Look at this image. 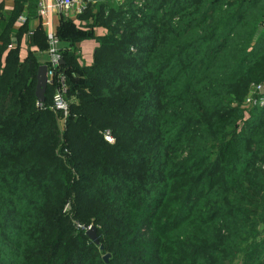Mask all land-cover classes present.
Listing matches in <instances>:
<instances>
[{
    "label": "trees",
    "instance_id": "obj_1",
    "mask_svg": "<svg viewBox=\"0 0 264 264\" xmlns=\"http://www.w3.org/2000/svg\"><path fill=\"white\" fill-rule=\"evenodd\" d=\"M84 1L55 32L97 41L60 52L66 115L18 55L45 28L0 6V264H264V0Z\"/></svg>",
    "mask_w": 264,
    "mask_h": 264
},
{
    "label": "crops",
    "instance_id": "obj_2",
    "mask_svg": "<svg viewBox=\"0 0 264 264\" xmlns=\"http://www.w3.org/2000/svg\"><path fill=\"white\" fill-rule=\"evenodd\" d=\"M48 4L51 6L49 10V16L52 22V31L54 33L56 32V29L59 26L60 21H61L60 19L61 16L65 15L61 11L59 7V2L57 0H26L24 10L22 11L20 15L24 16L25 20H27V27L30 31L35 29L39 23L42 24V21H43L42 16L39 15L38 10L42 5H48ZM0 6L2 7L4 14L7 16L13 9L14 2L13 0H0ZM65 16L69 17V19H72V21L75 23L76 26L79 25V19L76 18V15H73V16L65 15ZM19 17L20 16L16 18V21L13 25V29H18V27H20V25L23 23L22 21L18 20ZM45 31L47 32L46 28H45ZM92 31L94 35H102L105 32V30L102 27H94ZM28 41L29 40H28L27 34H21V41H20L19 52H18L20 60L25 59V57L27 56L26 55L27 51L29 49L35 52V54L37 55L38 61H40V64L46 63L47 59L49 58L47 50L37 51L34 46H30L28 44ZM74 46L77 49L78 54H80V59H81L80 62L87 64V65L90 64L93 58V50L97 46L96 39L94 38L85 39L71 46L68 41L59 39L58 37L56 48L60 52L64 50L71 51ZM40 54H43L44 58H40L39 57Z\"/></svg>",
    "mask_w": 264,
    "mask_h": 264
},
{
    "label": "built area",
    "instance_id": "obj_3",
    "mask_svg": "<svg viewBox=\"0 0 264 264\" xmlns=\"http://www.w3.org/2000/svg\"><path fill=\"white\" fill-rule=\"evenodd\" d=\"M59 2V7L61 11L67 15V16H73L77 15L84 11L86 8V1L84 0H57ZM144 0H139L136 2L137 6H141ZM51 6L48 5H42L38 13L40 16H42V25L47 29V37H49V49L47 50L49 58L47 59L46 63V72H47V79L49 81V84H54L55 86V93L53 96L54 101V107L57 110H62L63 114L68 113V103L71 101L70 99L66 98L67 93V83H66V74L61 69V59L62 56L60 54V51L56 48V43L58 41V37L55 35V33L52 31V22L49 16V10ZM19 21L24 22L25 18L24 16L20 15L18 18ZM260 86H257V89H259ZM245 102L249 105H255V104H262L261 100H256L252 95L248 96L245 99ZM60 122H62V118L58 119ZM104 139L106 141L111 142L113 137L110 135L109 131L104 132Z\"/></svg>",
    "mask_w": 264,
    "mask_h": 264
},
{
    "label": "water",
    "instance_id": "obj_4",
    "mask_svg": "<svg viewBox=\"0 0 264 264\" xmlns=\"http://www.w3.org/2000/svg\"><path fill=\"white\" fill-rule=\"evenodd\" d=\"M60 62L63 63V59H61ZM36 72H37V75H36V84H35V95L37 98V103L40 105L45 99V91H46L45 88L47 84H49V81L47 79L46 65L39 64ZM83 228H85L86 234L89 236V238L95 244L98 243V238H97L94 227L93 226H83Z\"/></svg>",
    "mask_w": 264,
    "mask_h": 264
},
{
    "label": "rangeland",
    "instance_id": "obj_5",
    "mask_svg": "<svg viewBox=\"0 0 264 264\" xmlns=\"http://www.w3.org/2000/svg\"><path fill=\"white\" fill-rule=\"evenodd\" d=\"M118 1H120V0H118ZM208 22H210V20H209ZM39 57H40V58H44V55H43V54H40ZM257 86H259V85H257ZM257 86H255V89H256V90H258V89H257ZM259 89H260V92H261V93H264L263 88H262L261 86H260ZM251 94H252V93H250V96H251ZM69 98H70V100L73 101V102L76 100L74 97H69ZM246 98H247V97H246ZM246 98H245V99H246ZM37 105L40 106L38 103H37ZM240 106H241V109H243V110H248V109L251 108L252 105L247 104V103L245 102V100H244V101L241 102ZM58 123H59L60 127L62 128L63 126H62V124H61V122H60L59 120H58ZM110 143H111V142H110ZM177 154L182 156L183 154H185V152L177 153ZM89 226H92V225L90 224ZM93 227H94V226H93ZM94 229H95V227H94ZM95 232H96V229H95ZM96 235H97V234H96ZM88 237H89V236H88ZM100 248H103V247H100ZM109 256H110V254H109L108 252H106V253H104V254L102 255V258H103V260L106 262V261L108 260Z\"/></svg>",
    "mask_w": 264,
    "mask_h": 264
}]
</instances>
